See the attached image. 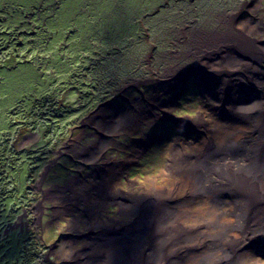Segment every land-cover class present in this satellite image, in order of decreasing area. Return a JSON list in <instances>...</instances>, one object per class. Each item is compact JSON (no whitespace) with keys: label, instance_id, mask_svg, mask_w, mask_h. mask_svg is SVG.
Segmentation results:
<instances>
[{"label":"rangeland","instance_id":"obj_1","mask_svg":"<svg viewBox=\"0 0 264 264\" xmlns=\"http://www.w3.org/2000/svg\"><path fill=\"white\" fill-rule=\"evenodd\" d=\"M230 18L235 29L264 41L252 32L264 26V0H0V77L9 86L11 77H27V92L41 89L33 77L48 79L47 102L26 118L30 124L20 129L23 116L8 111L10 126L0 133V185L10 196L0 217V264H84L86 258L76 255L90 253V244L110 231L120 234L115 235L126 252L134 235L147 232L153 202L126 209L131 181L136 194L170 197V218L184 222L180 204L187 202L186 226L208 231L210 210L222 202L219 191L191 194L175 185L168 166L177 145L189 155L204 150L207 131L202 125L190 129L192 120L201 116L211 126L220 124L213 101L218 94L203 81L204 65L217 70L220 56H189L214 49L190 35L224 31ZM15 43L22 44L18 55L24 62L10 71ZM262 67L264 61L251 64L249 75L257 71L264 82ZM228 77L244 75L222 78ZM120 114L129 121L140 115L138 130L113 129ZM215 140L222 144L223 135L216 132ZM94 146L100 155L87 156ZM14 147L23 152L15 154ZM105 169L115 174L109 188L121 207L117 200H98V174ZM195 256L180 264H191Z\"/></svg>","mask_w":264,"mask_h":264},{"label":"bare ground","instance_id":"obj_2","mask_svg":"<svg viewBox=\"0 0 264 264\" xmlns=\"http://www.w3.org/2000/svg\"><path fill=\"white\" fill-rule=\"evenodd\" d=\"M226 22L224 31H203L190 35V40L205 49H214L209 52L195 51L189 56H220L217 70H209L204 65L207 77L203 79L205 89H212L218 94L213 101L219 106L220 124L213 121L214 126H211L201 116L192 120L190 129L202 125L207 131L204 150L199 155H189L177 145L171 152L168 166V171L177 177L175 185L189 189L191 194L206 193L208 189L219 191L222 202L216 201L219 205L210 210L212 218L204 224L208 226V231L195 232L186 226L187 215L191 217L187 202L180 204L184 222L180 216L170 218L167 215L170 197L164 194H136L135 181H131L124 206L126 209L139 210L145 203H150V199L153 200L149 208L147 232L134 235L126 252L119 245L118 232L102 233L90 244V253L76 255L86 258L84 264H180V260L186 259L190 253L196 254L191 264H264V251L259 246L264 245V82L257 71L253 73L255 77L249 75L251 64L264 61V41L253 40L235 29V18ZM252 32L262 37L264 26L255 27ZM235 67V72L244 75L243 79L231 77L235 72L228 70ZM224 75L231 78L223 79ZM141 120L140 115L129 121L124 114H120L112 121V126L113 129L123 126L126 130L137 131ZM232 123L241 124L245 129L231 130ZM154 127L150 126L148 130ZM216 132L223 135L222 144L216 142ZM86 154L98 157L100 150L94 146ZM98 179V200L102 204L117 200L121 207L122 200L115 197L114 190L109 188L116 182L111 169L100 171ZM204 205L198 209L202 211ZM123 210L121 208L125 213ZM233 232L242 239L238 240Z\"/></svg>","mask_w":264,"mask_h":264},{"label":"trees","instance_id":"obj_3","mask_svg":"<svg viewBox=\"0 0 264 264\" xmlns=\"http://www.w3.org/2000/svg\"><path fill=\"white\" fill-rule=\"evenodd\" d=\"M83 7L81 6V9ZM17 46L16 53L14 54L13 59H10V62L12 61L13 64L10 68V71L15 70L17 65H23L22 63L24 61L19 60V55L21 52V43H15ZM29 61V60H27ZM27 77H19V80L16 84V88L14 87V77H11L10 79V86L8 85L6 81V77H0V126L3 127V131L7 130L10 126L9 120L6 119V114L8 111H12L10 113L11 116L15 115H22L24 121H22L20 124L24 125L20 129L24 128L26 125H29L30 122L26 118L30 117L31 115H37V110L39 108H42L44 103L47 102V98H45L46 94L44 95V88L43 84H45L48 79H42L39 77H33V82L35 84V87L37 85L41 86L40 90H35V92H27L26 90L30 87V85L25 84V80ZM5 87V88H4ZM4 88V89H3ZM3 90V93H2ZM9 90V91H8ZM32 99H35L34 101ZM30 106L31 109L28 110L27 107ZM4 109H7V111L4 113ZM33 115V116H34ZM15 126V125H14ZM13 127V126H12ZM32 130V128H31ZM23 134V132H22ZM6 136V135H5ZM23 135L17 136L16 141L19 137ZM15 148V147H14ZM23 151H17L16 148L14 149L15 154H21ZM5 157L4 155H0V184H1V175L3 174L4 169V162ZM9 192H6L3 188L1 189L0 185V206H2V209H0V217L3 219L4 217V211L6 210V207L4 209L3 206H5V200L10 199V196H8ZM11 216L13 217L16 212L10 211Z\"/></svg>","mask_w":264,"mask_h":264},{"label":"crops","instance_id":"obj_4","mask_svg":"<svg viewBox=\"0 0 264 264\" xmlns=\"http://www.w3.org/2000/svg\"><path fill=\"white\" fill-rule=\"evenodd\" d=\"M19 80V77H14V87L16 86L17 82ZM1 82V81H0ZM16 88V87H15ZM7 111V109H4V113ZM3 127L0 126V133L4 132Z\"/></svg>","mask_w":264,"mask_h":264}]
</instances>
